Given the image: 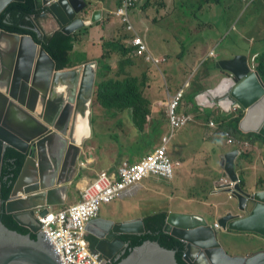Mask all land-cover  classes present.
<instances>
[{"label":"water","instance_id":"1","mask_svg":"<svg viewBox=\"0 0 264 264\" xmlns=\"http://www.w3.org/2000/svg\"><path fill=\"white\" fill-rule=\"evenodd\" d=\"M13 1L0 0V14ZM33 29L41 37L0 27V175L5 151L12 147L25 154L21 170L8 198L1 197L0 212L11 214L20 226L37 238L9 228L0 218V264H64L49 240L36 211L64 205L75 159L84 144L77 132L79 121L89 124L96 69L92 62L59 69L45 49L56 29L72 33L85 26L89 14L78 13L74 0H33ZM98 20V11L90 16ZM54 25V26H53ZM230 75L222 77L214 89L197 92L194 101L204 108L215 105L224 112L241 107L237 128L264 137V82L253 70L246 54L216 62ZM81 75L79 86L78 79ZM218 91L214 96L212 91ZM221 97V98H220ZM86 132V131H85ZM238 149L222 156L223 177L236 182L223 189L232 193L234 203L214 225L203 215L168 211L163 230L185 242L187 264H264V250L249 255L231 254L219 240V231L247 230L264 236V189L253 192L237 183L235 170ZM225 205V203L223 204ZM241 213H247L243 216ZM90 245L110 264L124 253L128 242L123 234L146 232L142 217L115 220L97 216L88 221ZM117 264H179L175 250L146 240L131 249Z\"/></svg>","mask_w":264,"mask_h":264},{"label":"rangeland","instance_id":"2","mask_svg":"<svg viewBox=\"0 0 264 264\" xmlns=\"http://www.w3.org/2000/svg\"><path fill=\"white\" fill-rule=\"evenodd\" d=\"M157 6H163L167 14L161 17L159 12L153 14L155 17V24H150L148 27H144V36L148 45L152 50L158 49L164 46L165 42V24L170 23L167 27L168 34L172 36L175 47L169 48L167 51H152V53L158 58H164V61L159 63H152L145 57L133 58L134 64L132 66H126L125 70L130 73L131 76L138 77L140 79L145 78L146 80V96L150 99L149 107L155 101L160 106V114L163 118H168V113L171 109H174L176 115L185 112L186 117L181 126L183 128L180 133L186 137L191 136V141L187 145V154L189 156H195L198 151L209 152L212 154L213 146L210 141L211 137L206 138V130L204 129L205 124L209 120H206L209 114L214 116L216 119L229 118L234 109L228 112H224L220 107L215 105L211 108H204L200 105L192 103L190 99V91L194 88H207L214 89L220 82L221 77L225 74H229L222 69H216L213 66L215 57L209 56L210 50L214 49L217 53L216 60L220 58H232L237 53L243 52L250 57L252 55L251 48L255 47L254 34L246 32L248 27L244 26V23H248L249 18L252 16L256 19H260L261 15L254 12L258 9L254 6L249 8V2L251 0H154ZM264 2V0H260ZM149 3V0H143L139 6L145 8ZM113 8L114 6H110ZM260 7L258 11H260ZM97 23H94L89 32V38H95L97 42H85L81 41L83 46L75 47V56L86 54V62H92L95 67L98 66L99 60L101 59L107 66H111V70L105 69V77L108 75L115 76L116 78H124L125 74L121 73L117 75L119 68L124 60V57L120 55L117 50L111 51L107 47L103 48L100 35L97 31ZM123 29V27H121ZM258 30L264 31V16L258 26ZM138 33V31L136 32ZM131 34H129V37ZM196 39H201L204 42H199L198 45H190V42ZM185 46V48L183 47ZM257 57V52L253 53ZM217 70V71H216ZM216 71L212 78H205V74ZM144 74L145 77H144ZM142 89V88H139ZM144 90V89H142ZM195 96V95H194ZM193 96V98H194ZM187 97V98H186ZM221 98V97H220ZM176 100L174 108H172L173 101ZM194 101V100H193ZM95 98V103H96ZM98 112L93 113L94 106H90L92 110V118L90 125L91 130L94 129L99 132L95 136H92L85 149L89 146L98 145L103 143V147L100 150L108 148H114L113 140L121 139L122 136L119 134L120 130L111 129L109 131L102 132L100 125L102 123H108L113 121L118 124L120 128L124 127L128 133V139L122 144H118L121 149L127 146V149L131 153H136L138 150L139 143L142 139V134L137 139H134V133L131 130L137 131L135 124L131 126V118L127 111L116 112L111 111L106 107H103L100 103ZM233 111V112H232ZM215 118H213L215 120ZM190 123V124H189ZM235 132L239 133L240 130L234 123L231 124ZM132 128H131V127ZM154 139L152 144L145 145L140 153H147L152 149L154 143H156L161 135ZM179 133L177 134V136ZM175 137L174 141L177 139ZM109 137V144L105 142L103 138ZM123 138H126L123 137ZM261 143H264V137L258 139ZM261 145V144H259ZM109 146V147H108ZM263 146V145H262ZM178 145H171L170 154L175 159V154L178 152ZM217 153V152H216ZM216 153L213 155V159H216ZM264 156V155H263ZM84 157V154L82 155ZM190 170L193 172L197 171L196 163L198 159H192ZM120 162L109 161V167H115ZM255 168L245 174L242 179V184L249 187L252 185L254 178L260 176L259 172V157L253 158ZM99 169V168H97ZM206 173V171L204 172ZM264 176V174H263ZM199 177V176H198ZM220 179V177L218 178ZM149 180V179H147ZM151 180V179H150ZM76 180H72L69 183V189H74L76 186ZM154 181V180H153ZM156 184L162 186L163 181H154ZM133 190V189H132ZM132 190L125 193L130 195ZM207 193V189H204V185H197L196 182H186L185 194L192 195V198H187L186 206L188 209L193 211H199V203L195 199V195L198 200L201 199L202 195ZM119 197H116V199ZM114 199L113 201H115ZM221 199L218 194H209L208 199L205 201L208 204H213ZM112 200L102 205V208L106 205L112 207L113 210L118 208ZM118 205L120 202L116 201ZM195 204V206H194ZM206 204L203 203L202 206ZM202 208V207H201ZM130 211V210H129ZM152 213V212H150ZM149 214V213H148ZM246 215L247 213H241ZM209 219H212L209 217ZM219 240L222 245L232 244L239 248L254 249L260 245L258 243L263 242L260 238H255L250 233H242L238 236L229 234L225 231L219 233ZM243 250V249H242ZM229 251V250H227ZM246 251V250H244Z\"/></svg>","mask_w":264,"mask_h":264},{"label":"crops","instance_id":"3","mask_svg":"<svg viewBox=\"0 0 264 264\" xmlns=\"http://www.w3.org/2000/svg\"><path fill=\"white\" fill-rule=\"evenodd\" d=\"M85 0H74V6L82 10L81 7L84 5ZM121 4V0H90V4L87 8L89 17L92 15V13L95 11H98V19L100 15V19L97 20L95 23H98L97 31L100 35L101 42L103 40L110 38L112 35V24L110 22H106L108 19V16L110 15V10L119 6ZM110 6H114L111 8ZM153 10L155 13L159 12V16H163L167 14L164 7L159 5V9L156 7H153ZM151 11L148 10L145 15H141L138 13H134V20L138 26L142 24V22H149L150 17L148 14H150ZM147 14V15H146ZM91 19V18H90ZM156 21L154 20L152 24H155ZM88 25V24H87ZM170 25V23L165 24V42L164 46L160 47L158 49H153L154 51H167L169 48L175 47L174 41L171 35L168 34L167 27ZM54 26V25H53ZM259 32H264L260 30ZM138 33L144 37L143 31H138ZM125 37L122 39V42L125 43ZM146 40V39H145ZM85 42H97L95 38L90 39L89 35L88 37L83 40ZM147 42V41H146ZM199 42L205 41L201 39H196L190 42V45H198ZM264 41L262 42V44ZM148 44V42H147ZM207 44V43H206ZM83 46L84 44L81 42L77 46ZM208 45V44H207ZM211 46V45H208ZM150 46L148 45V48ZM185 48V46H183ZM212 48V46H211ZM151 51L152 49L149 48ZM152 50V51H153ZM151 51V52H152ZM243 53V52H240ZM217 57V53L215 52ZM155 56V55H154ZM76 59L75 65H82L83 62L86 60V54H82ZM156 57V56H155ZM87 61V60H86ZM85 61V62H86ZM134 64V62H133ZM73 65V66H75ZM97 70V67H96ZM218 70V69H217ZM216 70V71H217ZM216 71L211 72L209 74H205V78H212V75L216 73ZM222 78V77H221ZM81 80V75L78 79L77 85L79 86ZM146 95V93H145ZM148 97V96H147ZM99 104L94 107V111L98 110ZM160 106L154 101L152 105L149 107L150 114L148 115V122L145 125V132L149 133L152 131L153 128V122L156 121L159 125L160 131L157 135V137L162 133L165 132L168 128V119L163 118L160 114ZM127 111L128 115L130 116V112ZM125 111H122L125 113ZM92 118V110L90 111L88 121L90 119L91 123ZM131 118V117H130ZM211 118H215L214 116H211ZM215 121L217 119L215 118ZM190 124V123H189ZM131 126H133V123L131 121ZM231 125V124H230ZM130 126V127H131ZM90 129L86 130L83 140L84 144H82V148L79 150L77 157L75 159L74 163V169L72 172V180H76V186L74 189H69L66 193L65 197V203H70L72 201H76L80 198V192L81 190L86 186L88 182H90L93 178H95L97 172H101L105 170L106 168H114L109 167L108 163L109 161H117V162H123V160H133V158H137L144 153H140V150H137L136 153H131L127 146L121 149V147L118 146V144H122L124 141H126L128 137V133L125 131L124 127L120 128L118 124L114 123L110 120L108 123H102L100 125V130L102 132L109 131L111 129H117L120 130L119 134L122 136L121 139L113 140L114 148H108L100 150L103 147V143H98V145L89 146L88 149H85L87 146L88 140L97 134H100L99 132L94 129V131ZM132 128V127H131ZM229 131L236 137L241 138L244 137L245 140H247L248 144H243L240 142L239 144H236L235 142H228L226 141L224 135L222 134V131H216L212 130L208 127L207 124H205L204 129L206 130V138L211 137L210 143L213 146L212 154L209 152L204 151H198L195 153V156H189L187 154V145L191 141V136L186 137L180 133V128L174 135L171 145H178V149H176L178 152L175 154L176 158L174 159L172 156L171 158L178 162L177 166L175 167V174L171 181L167 182L162 179L158 178H148L149 180H144L140 185H138L136 188L133 189L130 195L124 194L122 196H119L115 201H113L118 208L114 209L109 206H104L101 209L100 216L112 218L115 220H126V219H132V218H138L142 217L144 219V216L149 212H154L157 210H168V211H182V212H193L197 214L203 215L209 222H215L220 216H222L226 210L227 206L226 204L234 203V196L229 197L228 194L225 191H220L221 185H222V172H224L223 169V162H222V156L225 152L234 150L235 148L242 149L241 154L236 158L235 161V170L239 176V178L243 179L245 174L249 172L250 170L255 168V164L253 163L254 157H259V172L260 176L254 178L252 185L249 187L244 186L245 190H248L250 192L256 191V190H262L264 189V143H261L258 139L254 138H260L258 135L259 133L254 132H235L231 126H228ZM220 129L225 130L223 127H220ZM134 133V139H137L141 132L131 130L130 134ZM179 135L177 136V134ZM244 133V134H243ZM126 138H123L125 137ZM177 136V139L174 141L175 137ZM263 137V136H262ZM105 142L109 144V137L103 138ZM263 146H261V145ZM243 146H247L248 148H243ZM109 147V146H108ZM244 149V150H243ZM217 152V153H216ZM216 153V159H213V155ZM84 154V157L82 155ZM171 155V154H170ZM98 157V160H97ZM192 159H198L199 162L196 163L197 165V171L193 172V170H190V165L192 164ZM87 160H90L91 162L87 165ZM99 168V169H97ZM206 171V173H204ZM199 176V177H198ZM220 177V179H218ZM151 179V180H150ZM163 181L162 186L156 184L154 181ZM186 182H196L197 185H204V189H207V193L202 195L201 199L198 200V197L195 195V199L199 203V211H193L188 209L186 206H182L181 204H186L187 198H192V195L185 194V184ZM70 183V182H69ZM209 194L215 195L218 194L221 196V199H219L217 202L213 204H208L205 202ZM116 201L120 202V205L116 203ZM203 203H206L202 206ZM225 203V205H223ZM195 206V204H194ZM196 207V206H195ZM202 207V208H201ZM130 210V211H129ZM245 216V215H243ZM212 218V219H209ZM232 230V231H230ZM225 231L229 234L238 236L242 233H250L251 236L255 238H260L263 242L258 243V247L254 249H245V248H239L237 246H234L232 244H226L224 247L229 250L228 252L231 254H242V255H249L255 251L258 250H264V236L261 234H258L256 232H251L247 230H233V229H227V230H220ZM218 233V235H219ZM92 235L88 233V240H90V237ZM243 249V250H242ZM246 250V251H244Z\"/></svg>","mask_w":264,"mask_h":264},{"label":"trees","instance_id":"4","mask_svg":"<svg viewBox=\"0 0 264 264\" xmlns=\"http://www.w3.org/2000/svg\"><path fill=\"white\" fill-rule=\"evenodd\" d=\"M252 6L258 9L260 7V11L255 9L254 12L256 15L260 14L261 18L256 19L251 16L248 23H244V26L248 27V30H246L248 35L254 34L255 47L251 48V50L252 54L255 53V51L257 52V57L255 58L257 64L256 70L264 82V43L262 44L264 39H262L261 36H258L260 31L258 30V26L264 16V2H261L260 0H251L249 2V8L251 9ZM35 12L33 0L13 1L0 14V27L11 32L28 33L33 36L35 41L41 42V37L33 29V23L31 20V16ZM106 22L113 23L111 29L112 35L110 38L103 40V48L107 47L111 51L117 50V52L124 57L117 75L124 73L125 77L122 79L116 78L112 75L105 77L104 70H111V66H107L100 59L96 70L97 79L94 88L92 105L95 107L100 103L103 107L116 112L128 110L130 112L133 125L135 124L137 130L142 133V139L138 146V150H141L145 145L152 144L154 142L160 128L158 123L154 121L152 132L149 134L145 132V124L147 123V117L150 114V99L145 95V89L147 87L146 80L145 78L140 79L138 77L131 76L130 73L125 70L126 66L133 65V58H138L129 55L131 50L130 47H126L125 43L122 42L124 36L129 37V34L131 33H125L124 30L121 29L122 22L114 18L113 15H110ZM92 26L93 24L85 25L72 33H64L60 29L54 32L49 42L44 44V47L55 59L57 68L62 69L75 65L76 59L79 58L75 57L74 59L75 47L80 44L82 40H85L88 37ZM145 75L146 74H144V77ZM201 90H203V88L198 89L193 86L189 94L190 99L194 100L193 96ZM95 98L97 101L96 103ZM193 100L192 103L196 104ZM236 110L240 109L238 108ZM97 112L98 110H93L94 114ZM242 115L243 112L239 111L238 114L232 113L229 118H221L219 119L221 122L220 126L225 129H229L228 126H231L230 124L232 123L238 125V120ZM211 116L212 115L209 114L205 117V119L209 120ZM258 135L260 138L262 137L260 134ZM235 138L245 141L244 137ZM255 139L259 138L255 137L254 140ZM243 148L245 149L248 147L243 146ZM25 157V154L12 147H8L6 149L2 162V172L0 175L2 198H8L13 184L21 170ZM240 180L241 186L244 187V184H242V178ZM63 206L64 205H61L56 208ZM167 215L168 210H157L152 213L149 212V214L147 213L144 216V223L146 227L145 233L123 234L122 237L128 242V245L125 248L124 253L121 254V256L116 259L113 264H117L121 259L130 253L133 247L141 245L146 240L157 241L163 247L175 250V257L179 264H187L183 259V255L185 253V242L163 230ZM0 218L9 228L17 230L23 234L29 233L33 239L37 238L36 233H32L26 227L17 224L11 214L0 212Z\"/></svg>","mask_w":264,"mask_h":264},{"label":"built area","instance_id":"5","mask_svg":"<svg viewBox=\"0 0 264 264\" xmlns=\"http://www.w3.org/2000/svg\"><path fill=\"white\" fill-rule=\"evenodd\" d=\"M123 14V25L126 30L133 31L126 46L131 47V54L145 57L152 63L164 61V58L155 57L149 50L144 37L135 32V28L128 15ZM213 54V51L210 52ZM254 58V56H253ZM176 100L173 101L174 108ZM186 117L184 112L175 114L174 109L168 113L169 129L161 137L159 146L133 160H123L119 169H105L97 173V176L80 192V198L70 203H64L63 207H49L46 213L36 211V217L41 224L40 231L46 232L49 240L64 264H107L108 261L96 251L90 248L87 238V223L100 215L102 205L122 196L124 193L136 188L145 179L156 177L170 181L174 175V162L167 149L175 132H177ZM208 125L211 129L216 128L214 119H210ZM228 136V142L233 138ZM160 139V140H161ZM232 185L233 182L231 181ZM217 226V223H215Z\"/></svg>","mask_w":264,"mask_h":264},{"label":"clouds","instance_id":"6","mask_svg":"<svg viewBox=\"0 0 264 264\" xmlns=\"http://www.w3.org/2000/svg\"><path fill=\"white\" fill-rule=\"evenodd\" d=\"M143 0H121V4L119 5V6H117V7H115V8H113V9H111L110 10V15H113L114 16V18H116L117 20H120V22H122V27H123V30H124V32L125 33H127V32H130L131 33V36L133 35V31H129V30H126L125 29V27H124V25H123V14L122 13H119L118 12V10H122L123 11V13H126L127 15H128V17H129V19H130V21L132 22V24H133V26H134V28H135V32H137V31H144V27H142L143 25H146L147 27L150 25V24H152L153 23V21L155 20V17L153 16V14H155V11L153 10V7H156V8H158L159 9V6H157L156 5V3H155V1L154 0H149V3L146 5V7L145 8H140V6H139V4L142 2ZM148 10H150L151 11V13L150 14H148L149 15V17H150V21L147 23V22H142V24L140 25V26H138L137 24H136V22H135V20H134V13L136 12V13H138V14H141V15H145V13L148 11ZM95 11V10H94ZM88 12V10L86 11V13ZM88 14V13H87ZM109 15V16H110ZM147 15V14H146ZM108 16V17H109ZM99 19H100V15H99ZM98 19V20H99ZM89 22L88 23H86L85 25H90V24H94L93 22H91V19H90V17L87 19ZM56 30H58V29H56ZM258 36H261L262 37V39H264V32H259V35ZM131 37H128V36H126L125 37V41H127V39H130ZM125 46H126V42H125ZM127 47V46H126ZM130 49L132 50V48L130 47ZM131 50H130V52H129V55H132L131 54ZM211 51H213V54H210V52ZM210 52H209V56H211V57H215L216 56V54H215V50L214 49H212V50H210ZM237 54H245V53H237ZM247 55V54H246ZM132 56H135V55H132ZM248 56V55H247ZM253 56H254V58H253ZM135 57H142V56H135ZM216 58L217 57H215V61H214V63H213V66L216 68V69H222V67L220 66V67H217L216 66V62L219 60H216ZM255 58H256V55L255 54H252L250 57H248V61H249V64L251 65V68L253 69V70H256V60H255ZM220 59H222V58H220ZM67 68V67H66ZM95 69H96V67H95ZM223 70V69H222ZM224 71V70H223ZM227 72V71H226ZM228 75H230V74H225L224 76H222V77H225V76H228ZM96 79H97V77L95 78V83H96ZM95 83H94V88H95ZM93 94H94V91H93ZM92 101H93V99H92ZM92 105V104H91ZM202 107V106H201ZM240 109L239 111H242V108L241 107H235V108H232V109H234V110H236V109ZM233 112V111H232ZM243 112V111H242ZM185 113V112H184ZM231 113V112H230ZM233 113H235L236 114V112H233ZM238 114V113H237ZM168 119V118H167ZM210 119H213V118H210ZM209 119V120H210ZM218 122H216L215 121V123H216V128H214V129H212V130H216L217 132L218 131H222V134L224 135V137H225V139H226V141H228V136L226 135V133H228L232 138H233V140H232V142H234V138H235V136L229 131V129H225V130H222V129H220V121L219 120H217ZM147 122H148V117H147ZM209 122V121H208ZM208 122H207V125H208ZM147 124V123H146ZM145 124V125H146ZM208 127H209V125H208ZM181 128H183V126H181ZM210 128V127H209ZM168 129H169V119H168V128H167V130L161 135V137L168 131ZM211 129V128H210ZM152 132V131H151ZM150 133V132H149ZM148 133V134H149ZM176 133V132H175ZM175 135V134H174ZM161 137L159 138V140L156 142V143H154L153 145H155V146H159L160 144H161V142H162V139H161ZM174 137V136H173ZM161 139V140H160ZM173 139V138H172ZM171 142H172V140H171ZM171 142H170V144H171ZM170 144L168 143L167 144V149H168V154H169V156H170V158H171V155H170ZM236 149V148H235ZM244 150V149H243ZM241 152H242V149H240L239 150V153L241 154ZM172 159V158H171ZM173 160V159H172ZM174 162H177V161H175V160H173ZM89 162H91L90 160H87V165H88V163ZM177 164H178V162L174 165V174H175V167L177 166ZM122 165V162H120L118 165H116L114 168H106V169H111V170H116V169H119L120 168V166ZM98 173V172H97ZM96 176H97V174H96ZM95 176V177H96ZM173 177H174V175H173ZM223 177V176H222ZM149 178H151V177H149ZM154 178H156V177H154ZM148 179V178H147ZM158 179H160V178H158ZM173 179V178H172ZM171 179V180H172ZM146 180V179H145ZM163 180V179H162ZM170 180V181H171ZM164 181H167V180H164ZM167 182H169V181H167ZM231 182V180L228 178V177H223L222 178V185H221V187L220 188H222V189H220V191L222 192V191H225L227 194H228V196L229 197H232L233 196V194L232 193H229V192H227L225 189H223V186H224V184H229ZM236 182H233V184L232 185H230L231 187H233L234 186V184H235ZM237 183H239L240 185H241V180H240V178H239V180H237ZM243 187V186H242ZM243 189H244V187H243ZM133 191V190H132ZM248 191V190H247ZM129 192V191H128ZM127 193V192H126ZM125 194V193H124ZM123 194V195H124ZM102 209V208H101ZM100 213H101V211H100ZM215 223H216V221L214 222V225H215ZM216 226V225H215ZM217 226H218V224H217ZM216 226V227H217ZM87 237H88V235H87ZM89 241V240H88ZM89 244H90V242H89ZM90 248L92 249V247H91V245H90ZM93 251H95L94 249H92ZM96 252H99V251H96ZM100 253V252H99ZM101 254V253H100ZM102 255V254H101ZM103 256V255H102ZM121 256V255H120ZM104 257V256H103ZM105 258V257H104ZM107 261H108V263L107 264H110L111 263V261L109 260V259H107V258H105ZM118 259V258H117Z\"/></svg>","mask_w":264,"mask_h":264},{"label":"flooded vegetation","instance_id":"7","mask_svg":"<svg viewBox=\"0 0 264 264\" xmlns=\"http://www.w3.org/2000/svg\"><path fill=\"white\" fill-rule=\"evenodd\" d=\"M89 4H90V0H85L84 1V5L81 7V9L82 10H79L78 11V13H83V14H85L86 13V11H87V8H88V6H89ZM89 21L87 20L86 21V23H88ZM236 111V114L237 113H239V110H235ZM248 133V132H247ZM254 133H257V132H254ZM261 135V134H260ZM262 136V135H261ZM236 137V136H235ZM238 138V137H237ZM234 142L236 143V144H239L240 142H242L243 144H248V142H247V140H245V141H241V140H238V139H236V138H234ZM236 149H238V150H240V148H236Z\"/></svg>","mask_w":264,"mask_h":264},{"label":"bare ground","instance_id":"8","mask_svg":"<svg viewBox=\"0 0 264 264\" xmlns=\"http://www.w3.org/2000/svg\"><path fill=\"white\" fill-rule=\"evenodd\" d=\"M212 94L216 96L218 94V91L214 90L212 91ZM89 124L84 122V119H81L79 121L78 127H77V132L78 134L82 137L85 134L86 129L88 128ZM98 160V157H97Z\"/></svg>","mask_w":264,"mask_h":264}]
</instances>
